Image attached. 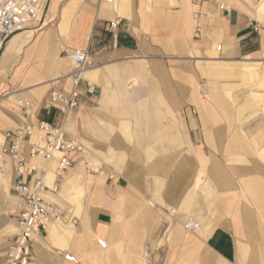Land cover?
<instances>
[{
    "label": "crops",
    "instance_id": "obj_1",
    "mask_svg": "<svg viewBox=\"0 0 264 264\" xmlns=\"http://www.w3.org/2000/svg\"><path fill=\"white\" fill-rule=\"evenodd\" d=\"M217 1L223 10L208 0H48L3 45L0 264L17 232L20 194L3 150L23 125L18 102L30 105L28 126L59 125V110L44 105L51 92L71 91L64 51L72 49H88L97 63L63 123L82 151L59 173L56 160L29 156L45 133L20 148L25 166L36 168L26 186L45 168L49 212L29 264H256L247 242L254 215L244 204L248 199L264 221V167L245 134L255 95L245 92L237 102L229 81L247 87L251 64L260 65L264 84V0ZM190 220L198 227L188 233ZM259 252L264 264L263 240Z\"/></svg>",
    "mask_w": 264,
    "mask_h": 264
},
{
    "label": "built area",
    "instance_id": "obj_2",
    "mask_svg": "<svg viewBox=\"0 0 264 264\" xmlns=\"http://www.w3.org/2000/svg\"><path fill=\"white\" fill-rule=\"evenodd\" d=\"M48 0H0V48L13 34L19 33L30 27L36 21V15L44 12ZM104 3H112L113 0H99ZM205 1V0H198ZM218 4L220 9H224L217 0H208ZM117 24L110 22L108 27L115 30ZM64 53L71 59L72 70L68 75L71 82V91L64 94L53 91L49 101L44 105L46 111L56 108L62 115L59 125L51 127L48 123L42 122L35 128L26 124V119L32 115L28 101L22 100L18 105L23 110L21 117L23 125L15 131L13 143L5 148L6 153L13 166L17 179L15 189L20 194L17 198L15 209L17 212V232L8 246L5 261L3 264H29V257L32 251V242L35 237L45 231L49 223L48 207L42 199L44 188L43 175L45 168H40V176L34 178L31 186H26L23 182L25 176L33 177L36 172L34 166H25V158L20 151L24 144L36 132L46 134L41 144H30V158L41 157L45 163L56 160L59 173L68 170L74 164L72 153L81 152L82 145L73 139H68L63 123L78 105L79 86L83 81L85 72L97 68L90 51L88 49L65 50ZM91 85L87 83L88 90ZM198 223L187 221L183 224V229L191 232L197 229ZM101 248H105L103 240H97ZM64 260L74 263L75 257L70 254L64 255Z\"/></svg>",
    "mask_w": 264,
    "mask_h": 264
},
{
    "label": "rangeland",
    "instance_id": "obj_3",
    "mask_svg": "<svg viewBox=\"0 0 264 264\" xmlns=\"http://www.w3.org/2000/svg\"><path fill=\"white\" fill-rule=\"evenodd\" d=\"M262 1V0H261ZM4 45V44H3ZM3 45L0 48V51L3 47ZM255 69V73L253 74L252 79L250 80V83L247 87H243L240 85V82L237 79H232L229 81L233 85L232 92L234 95H236L237 102H242L243 97L246 95L245 92H250L255 95L254 99V107L247 111L245 114L247 115L248 119L250 121L246 122L245 124L247 126H251L250 130L251 133L246 132V135H249L248 141L251 145V149H256L254 152L256 158L261 163V165L264 167V84H262L259 80V74L260 71V65H251ZM264 79V76H262ZM262 84V86H260ZM262 96L260 99L259 96ZM236 102V103H237ZM232 103V102H231ZM262 103V104H261ZM233 112H235V109L237 107L236 104L231 105ZM242 124V123H241ZM244 204L246 206V209H248L253 216V223L255 227L254 231V238L252 239V242L250 240H247V242L250 244V248L253 251L254 257L257 258V261H255L256 264H262L260 252H259V243L260 241H264V221L259 217L258 211L255 207L252 206L251 202L248 199H245ZM242 240H245L242 238ZM244 242V241H243ZM150 253L148 252L145 257L146 261L147 258L150 257Z\"/></svg>",
    "mask_w": 264,
    "mask_h": 264
},
{
    "label": "bare ground",
    "instance_id": "obj_4",
    "mask_svg": "<svg viewBox=\"0 0 264 264\" xmlns=\"http://www.w3.org/2000/svg\"><path fill=\"white\" fill-rule=\"evenodd\" d=\"M115 2H117V1H115ZM263 4V3H262ZM260 11V10H259ZM40 16V12H38L37 13V15H36V18H38ZM14 35V34H13ZM12 35V36H13ZM12 36H10V37H12ZM10 37L7 39V41L10 39ZM7 41H6V43H7ZM91 71H93V70H90V71H87V72H85L84 73V75H83V77H85V75H87L89 72H91ZM255 70H251V69H249L248 70V72H249V74L251 75V77H253V74L255 73L254 72ZM259 80H261V78H259ZM262 104V103H261ZM192 221V220H191ZM181 228V227H180ZM183 231H185L184 229H183ZM194 231V230H193ZM185 232H187V231H185ZM192 232V231H191ZM188 233H190V232H188Z\"/></svg>",
    "mask_w": 264,
    "mask_h": 264
}]
</instances>
